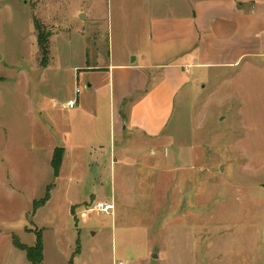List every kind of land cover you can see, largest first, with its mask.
Wrapping results in <instances>:
<instances>
[{"label": "rangeland", "instance_id": "1", "mask_svg": "<svg viewBox=\"0 0 264 264\" xmlns=\"http://www.w3.org/2000/svg\"><path fill=\"white\" fill-rule=\"evenodd\" d=\"M166 1L0 0V264H32L13 241L32 246L37 231L43 264H264V53L188 73L197 85L175 97L166 142L191 146L188 164L144 153L153 141L143 133L118 136L132 148L109 172L113 215L78 222L47 203L69 182L89 200L97 173L93 164L82 184L59 183L51 164L77 111L63 104L77 88L88 94L91 70L81 68L146 37L151 11ZM34 17L53 31L45 68Z\"/></svg>", "mask_w": 264, "mask_h": 264}, {"label": "crops", "instance_id": "2", "mask_svg": "<svg viewBox=\"0 0 264 264\" xmlns=\"http://www.w3.org/2000/svg\"><path fill=\"white\" fill-rule=\"evenodd\" d=\"M150 14L146 37L125 43L117 54L110 53L106 65L81 68L91 70L88 94L80 97L81 89L79 93L76 89V106L66 108L77 111L69 116L63 146L53 151V155L57 148L64 151L57 180L76 179L80 185L93 164L97 173L89 200H83L69 182L63 197L52 193L47 203L68 207L78 222L87 221L84 214L96 200H112L109 172H114L116 161L128 158L132 148L119 146L118 136L143 133L153 141L144 153H158L165 166L188 164L194 157L191 146L166 144L174 137L168 125L175 97L188 86L187 93L193 92L197 85L188 73L200 66L235 65L264 53V0H172ZM67 169L70 176L64 175Z\"/></svg>", "mask_w": 264, "mask_h": 264}, {"label": "trees", "instance_id": "3", "mask_svg": "<svg viewBox=\"0 0 264 264\" xmlns=\"http://www.w3.org/2000/svg\"><path fill=\"white\" fill-rule=\"evenodd\" d=\"M34 28H35L36 36H37V45H38L39 54H40L41 66L45 68L49 66L50 64L51 37L53 35V31L50 30L42 20L36 17H34ZM63 154H64L63 149L57 148L53 155L52 164H53V168L55 169L56 176H58L60 172V167H61L62 160H63ZM47 198H48V192L45 198L42 199L40 202H36L35 205H38V204L41 205L45 203ZM13 242L15 245L26 250L27 257L32 264H43L44 248H43L41 231H37V241L35 245L33 246H28V245L21 243L17 239V237H14ZM76 252H80V247H78ZM71 264H73V259L71 261Z\"/></svg>", "mask_w": 264, "mask_h": 264}, {"label": "built area", "instance_id": "4", "mask_svg": "<svg viewBox=\"0 0 264 264\" xmlns=\"http://www.w3.org/2000/svg\"><path fill=\"white\" fill-rule=\"evenodd\" d=\"M80 89L77 88V93H79ZM77 104L76 99H70L66 105H64L65 108H74ZM115 211V202L114 200L110 199H100L93 202L86 210L85 217L88 215V212H94L97 214H114ZM115 264H126L124 261H119Z\"/></svg>", "mask_w": 264, "mask_h": 264}, {"label": "water", "instance_id": "5", "mask_svg": "<svg viewBox=\"0 0 264 264\" xmlns=\"http://www.w3.org/2000/svg\"><path fill=\"white\" fill-rule=\"evenodd\" d=\"M82 15H83V14H81V16H82ZM82 17H83V16H82ZM157 256H158L157 254H154V255H153V257H157Z\"/></svg>", "mask_w": 264, "mask_h": 264}]
</instances>
